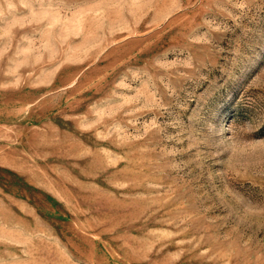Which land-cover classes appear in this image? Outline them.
Listing matches in <instances>:
<instances>
[{
    "label": "rangeland",
    "instance_id": "374dc122",
    "mask_svg": "<svg viewBox=\"0 0 264 264\" xmlns=\"http://www.w3.org/2000/svg\"><path fill=\"white\" fill-rule=\"evenodd\" d=\"M0 264H264V0H0Z\"/></svg>",
    "mask_w": 264,
    "mask_h": 264
}]
</instances>
